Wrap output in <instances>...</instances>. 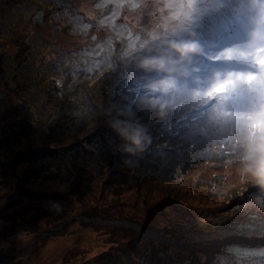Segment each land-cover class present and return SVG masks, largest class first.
Here are the masks:
<instances>
[{"label":"rangeland","instance_id":"1","mask_svg":"<svg viewBox=\"0 0 264 264\" xmlns=\"http://www.w3.org/2000/svg\"><path fill=\"white\" fill-rule=\"evenodd\" d=\"M73 1L71 8L61 9L54 0H0V264H148L156 256L197 264L193 253L202 249L204 258L223 250L210 253L214 244L264 240L256 234H261V225L252 223L264 218L251 198L256 185L240 171L247 136L248 163L264 177V135L216 127L195 106H179L185 99L182 91L170 97L150 90L168 78L190 89L202 87L209 73L227 71L225 65L250 68L244 59L213 57L230 48L250 50L264 36H257L255 45L250 38L240 39L214 55L205 54L202 60L215 65L211 70L192 65L183 68L187 76L172 73L144 86L140 83H147L146 70L137 71L145 57L176 59L170 45L192 43L204 25L216 30L206 18L220 11L229 18L239 10L243 24L250 21L253 27L257 9L246 8L247 0H192L191 8L188 0ZM38 11H43V21L35 26ZM241 34L245 38L248 32ZM237 38L226 36L225 42ZM130 72L135 77L125 87ZM131 86L138 92L135 99L126 89ZM158 100L164 106L153 107ZM225 104L248 110L252 97L241 92ZM107 112L114 132L101 141L97 137L108 124ZM114 118L146 127L151 137L146 151L130 155L123 150L126 142L112 127ZM22 120L31 129L16 138L11 134ZM176 131L181 134L174 135ZM90 138L88 149L96 160L92 166L81 165L86 171L74 170L69 154L34 157L28 164L20 157ZM108 147L123 152L113 163L111 156L104 158ZM259 164L263 169L257 171ZM41 166L45 168L35 174ZM42 203V211L35 209ZM78 205L85 211H76ZM216 218L249 223L218 230L223 221Z\"/></svg>","mask_w":264,"mask_h":264},{"label":"trees","instance_id":"2","mask_svg":"<svg viewBox=\"0 0 264 264\" xmlns=\"http://www.w3.org/2000/svg\"><path fill=\"white\" fill-rule=\"evenodd\" d=\"M10 1H12V0H10ZM243 5L246 8L251 9L252 1L247 0V3H243ZM238 11L239 10H236L235 12L231 13V17H229V18H227V16H225L221 11L215 17L206 18L205 23H210L212 25L217 26L218 28L216 30H214L212 27H205V25H204L201 29V31H202L201 36L195 34V38L192 42V44H195L199 48V52L191 54L187 61H181L180 64L177 65V67L178 68H188L192 65H195L196 67H198V65H201L206 70L214 69L215 65L210 64V61L209 62L202 61V57L205 54H208L211 48L218 47V46L222 45L226 40V36H230L232 38H234L235 36H241V31H243L245 28L240 27L239 24H237V22H239L243 26H245L243 24V21H245V19L242 16V12L240 11L238 13ZM214 33L217 36L216 37L217 40L214 38H211L212 35L214 36ZM213 39L215 40V44L211 47V44L209 41H211ZM222 39H224V40H222ZM152 53H154V51ZM152 53H150L149 56ZM174 56L176 57V59H173V60L179 59L178 54L176 52H174ZM164 57H169V56L167 55ZM169 58H171V57H169ZM137 68H138L137 71L143 70L139 66ZM143 74L147 80L146 81L147 83H149L152 78L158 79V78H160L159 76L169 75L167 73H157L155 71H147V70L144 71ZM156 75H158V76H156ZM133 76L135 77L133 72H130L128 75L125 76V79H124L125 87H128L129 79ZM102 78H104V77H101L100 80ZM95 83H97V82L95 81ZM147 83H140V86H144ZM130 88L131 89H129V88H126V89L129 90L131 92V94H133V99H135L137 97V94H138L136 87L131 86ZM131 90H133V91H131ZM94 108L97 111L98 108H96V107H94ZM104 110L106 111V109H104ZM170 111H171V107H170ZM105 115L107 117L106 119H107L108 124L104 123L103 129H105V130H104V133L103 132L99 133V135L97 137L99 140H101L102 139L101 136L104 137V135L107 132L111 133V134L114 132L113 130L110 129L111 125H109V123L112 122L111 121L112 116H109V112H107ZM112 120L117 121L116 118H114ZM26 121L22 120V124L19 127L18 131L13 130V133L11 135H13L16 138H22L21 136L24 134L23 135V137H24L26 135L25 131L27 130V128H28V130L31 129V127H29L30 124L27 123L28 121L27 122ZM160 136H162V134H160ZM73 138L76 139L77 136H73ZM39 139L41 140V139H47V138L39 137ZM63 139L64 138H62L61 140H63ZM92 139L91 138L89 140L86 139V140H84L85 142H78L74 146L69 147V148L64 147L62 149H56V150L48 149L49 152H44L45 151L44 149L43 150L38 149V151L36 153H30L27 155L23 154L20 157L22 160H24L25 163H27V162L30 163V162H32L34 157H35V159H37V158H40V156H44V155H52V156H56V155L60 156L61 155L62 156V154H69L68 157H70L69 158L70 163H73L72 168L74 170L81 169L83 171H86L87 167L81 166V165L84 164V165L92 166L93 163L95 164V160H96V158L91 155V152L88 149V147L91 146V144L93 143V142H91ZM98 139L96 140V142H100ZM48 140H52V139L48 138ZM102 143L104 144V142H102ZM99 144L102 145L101 143H99ZM60 145H62V144H60ZM104 153H105L104 158L111 156L110 157L111 163L114 162V159H116V157L123 154V152H121V151L115 152L112 150V148H109V147L105 150ZM61 156H60V158H61ZM99 161H103V160L101 158H99ZM21 163H23V162L21 161ZM261 163H263V166H264V160H262ZM63 165L66 166L65 160L63 161ZM107 165H108V163H107ZM44 168L45 167L41 166L40 169H37L34 171L35 174L39 175L42 172V169H44ZM256 169H257V171L262 170L263 167H260V164H259V166ZM262 178H264V177H262ZM247 185H250V184H247ZM243 187L245 189L246 185ZM70 189H71V187H69V189L67 188V190H70ZM242 191H243V189H242ZM240 204H242V203H240ZM232 206L233 207L236 206V203L234 201L232 202ZM212 218H214V217H212ZM257 218L259 220H262V221L261 222L252 221V223H254L256 225H261L260 231H262V232H261V234H259V233H256V234L259 236L264 235V225H263L264 224V218L263 217L262 218L257 217ZM216 219H219V218H216ZM225 219L226 218L219 219V220L223 221V223H220V225L215 224L216 226H218L217 227L218 230L226 229V228H232V227H235V228L237 227L239 229H242L244 224L249 223V221H247V222L242 221V222H239V224H236L239 220H236V221L233 220V222L227 223L226 221H230L231 219H229V218L226 220ZM234 225H236V226H234ZM192 228H196V226H194ZM242 234H243V236H247L248 233L246 231H244V232H242ZM257 235H254V236L257 237ZM245 249L250 250V251H244ZM260 249H263V248L258 247V249H255V248L249 249V248H245V247L242 248L241 246L236 245V244H230V245L224 247L220 253L215 254V255L209 254V255H207V257L202 258L203 255L201 253L195 252L191 256L195 259H198L199 262L197 264H222L223 263L222 259H224V260L229 259L232 262V264H237V262H243L245 264H247V263L248 264H264V258H262V257H264V255H263L264 250L262 251ZM138 250H139V248H138ZM140 251L143 252V250H140ZM256 253H259V255ZM179 254L182 255L181 253H179ZM185 255L189 256V253H185ZM147 257H152V255L147 256ZM162 259H164V258H162V256H156V258H152V261L149 260L150 262L148 264H150V263L151 264H185L184 262H187V258H184L181 261H176V260L167 261L165 259L162 261ZM186 264H189V263H186Z\"/></svg>","mask_w":264,"mask_h":264},{"label":"snow or ice","instance_id":"3","mask_svg":"<svg viewBox=\"0 0 264 264\" xmlns=\"http://www.w3.org/2000/svg\"><path fill=\"white\" fill-rule=\"evenodd\" d=\"M257 6L264 9V3L260 0ZM187 7H192V0H188ZM257 36H264V25L259 28ZM213 59L223 61L244 59L250 62L252 67L241 70L225 65L227 71L209 73L202 87L190 89L180 81L168 78L159 87L150 90L170 97L182 91L185 99L179 106L187 105L189 108L195 106L202 114H207L210 123L216 127L239 130L251 136H255L257 132L264 135V42L254 47L250 46V50L230 48ZM196 83L200 85L201 80ZM241 92L251 94L252 107L243 111L229 109L225 102ZM157 104L164 106V103L158 100L153 102V107ZM173 134L179 136L181 133L176 131Z\"/></svg>","mask_w":264,"mask_h":264},{"label":"clouds","instance_id":"4","mask_svg":"<svg viewBox=\"0 0 264 264\" xmlns=\"http://www.w3.org/2000/svg\"><path fill=\"white\" fill-rule=\"evenodd\" d=\"M257 4H258V0H252V7L257 9L255 18L253 20V27L252 30L250 31V39L252 44L254 45L257 40L258 30L261 27V25H264V9L259 8ZM227 42L228 41L224 42L222 45L218 46V48L224 49L225 47H227V45L225 44ZM170 47L178 54L179 59L173 60L169 57H164V56H159V57L150 56L140 60L138 66L141 69L147 71H155L157 73H167V74L177 73L180 76H187L188 75L187 71L183 68H178L177 65L180 64L181 61H187L191 54L199 52V48L192 43L172 44L170 45ZM196 68L199 69L200 65H198V67ZM159 77L160 78L158 79L152 78L149 83L155 82L164 76H159ZM112 126L126 142L123 150L129 153L130 155H137L143 153L151 144V137L148 135L147 129L143 125L137 124L133 126L132 124L129 123L121 124V122L117 121L113 123ZM242 143L245 147V153L241 157V161H242V166L240 170L241 175L252 177L253 183L256 185V192L251 194V198L254 201L255 205L258 206V208L261 211H264V178L258 176L256 171L253 170L251 165L248 163L250 156L247 151V143H248L247 136L243 138ZM53 208L56 209L57 211L59 210L58 205H53ZM236 245H240L248 248L250 247L238 243ZM251 248H258V247H251Z\"/></svg>","mask_w":264,"mask_h":264},{"label":"water","instance_id":"5","mask_svg":"<svg viewBox=\"0 0 264 264\" xmlns=\"http://www.w3.org/2000/svg\"><path fill=\"white\" fill-rule=\"evenodd\" d=\"M54 4L56 7L58 8H63V9H67L73 6L74 1L73 0H54ZM43 21V11H38V13L36 14V16L33 19V24L35 26H39ZM3 97L2 92L0 91V99ZM97 222V221H96ZM240 240V239H239ZM237 241L236 239H230L227 241H224L220 244L219 248H223L229 244H241V245H246V246H250V247H259L262 246L264 242V240H259V239H254V245H247L245 240L241 239L240 241ZM218 248V247H217ZM198 251V250H197ZM203 252L204 250H200L199 252ZM212 252V251H211Z\"/></svg>","mask_w":264,"mask_h":264},{"label":"bare ground","instance_id":"6","mask_svg":"<svg viewBox=\"0 0 264 264\" xmlns=\"http://www.w3.org/2000/svg\"><path fill=\"white\" fill-rule=\"evenodd\" d=\"M43 204V203H42ZM38 204L37 206L36 205H34V206H36V208L35 209H37V210H39V211H42V208L45 206V204ZM76 211H85L84 210V205H78L77 207H76ZM250 242H252V241H250ZM221 244V243H220ZM218 245H219V243H217V244H214L213 246H211V247H209L208 249L210 250V251H212V250H216L217 249V247H218Z\"/></svg>","mask_w":264,"mask_h":264}]
</instances>
